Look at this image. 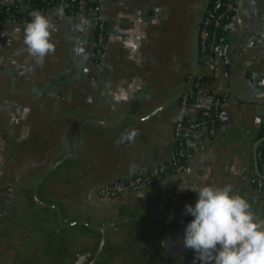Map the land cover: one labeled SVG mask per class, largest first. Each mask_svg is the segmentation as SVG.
I'll use <instances>...</instances> for the list:
<instances>
[{
  "label": "crops",
  "instance_id": "crops-1",
  "mask_svg": "<svg viewBox=\"0 0 264 264\" xmlns=\"http://www.w3.org/2000/svg\"><path fill=\"white\" fill-rule=\"evenodd\" d=\"M24 2L0 0V264H186L171 254L202 264L184 245L194 219L185 207L200 186L231 185L264 218L251 183L264 121V0H237L211 57L198 62L196 76L211 81L198 85L186 114L194 119L226 95L217 133L200 131L183 171L111 198L98 190L171 160L176 99L192 78L206 0H100L98 14L31 10L53 25L55 51L41 63L23 44L31 15L25 23L1 15ZM96 16L105 26L99 56ZM126 129L139 134L117 146Z\"/></svg>",
  "mask_w": 264,
  "mask_h": 264
},
{
  "label": "clouds",
  "instance_id": "clouds-1",
  "mask_svg": "<svg viewBox=\"0 0 264 264\" xmlns=\"http://www.w3.org/2000/svg\"><path fill=\"white\" fill-rule=\"evenodd\" d=\"M30 15L23 44L36 63H41L55 51L53 25L39 11ZM138 134L136 129H126L115 143L134 142ZM192 190L198 199L194 206L185 207V214L194 217L185 229V247L193 249L202 264H264V219L256 216L249 201L234 193L231 185Z\"/></svg>",
  "mask_w": 264,
  "mask_h": 264
},
{
  "label": "built area",
  "instance_id": "built-area-1",
  "mask_svg": "<svg viewBox=\"0 0 264 264\" xmlns=\"http://www.w3.org/2000/svg\"><path fill=\"white\" fill-rule=\"evenodd\" d=\"M54 1V0H49ZM59 5H62L64 9L71 13H85L88 12L91 0H57ZM96 4L91 6V13L98 14L100 10V0H93ZM27 6L26 9L32 5L28 2L23 3ZM23 4H19L22 6ZM210 4V7H208ZM237 0H209L208 6L203 14L198 43H200L199 50L202 53L201 59L204 62L208 61V57L205 54V41L209 36L208 27L214 23L216 26L224 23L229 17L230 12L235 11ZM20 9H22L20 7ZM17 21V20H16ZM94 24L96 28L95 41H96V54L99 56L104 46L105 40V26L102 19L99 16L95 17ZM192 81L190 79L188 89L178 99V112L174 123V152L171 160L167 164H159L151 168L146 174L136 175L127 179H115L111 183L105 185L99 190L101 195L106 197H114L124 189H141L143 187L154 184L167 174L179 173L184 170L187 162L192 158L194 152L197 149L196 138L200 131L204 137H211L217 133V128L214 126L213 120H208L210 114L218 116L221 103L225 99L226 95L214 96L209 106L203 107L197 117L194 119L188 118L186 114V108L189 104L188 99L195 96V92L191 89ZM261 149L256 150V162L258 158L264 153V140L260 143ZM257 171L251 179L256 192L261 197H264V165L262 170Z\"/></svg>",
  "mask_w": 264,
  "mask_h": 264
},
{
  "label": "trees",
  "instance_id": "trees-1",
  "mask_svg": "<svg viewBox=\"0 0 264 264\" xmlns=\"http://www.w3.org/2000/svg\"><path fill=\"white\" fill-rule=\"evenodd\" d=\"M25 2H28L32 6L28 9H20L19 3H15V4L4 7L2 9L1 15L2 16H8V17H11L15 20L22 21L23 23H25L29 19V14H30L31 10L43 9L45 7H53V6L59 5V3H58L59 1H57V0H54L52 2L49 0H25ZM95 4L96 3L93 0L90 1V7L88 9V12H91V6H94ZM208 7H210V4ZM233 14H234V11L230 12V17L224 23H222L218 26H216L214 23H212L208 27L209 36L205 41V46H206L205 54L207 55L208 60L213 53L215 43H217L223 35L224 25L230 21ZM95 34H96V31H95ZM199 47H200V43H199ZM201 57H202V53L199 50V62L203 61V60H201ZM188 79H189V77H188ZM210 81H211L210 76H196L195 79L193 80L192 84H191V89H192V91L195 92V96L197 94L198 85H206V84H209ZM195 96L189 98L188 102L193 101ZM208 120H213L214 126L217 128V126H218V116L217 115L210 114V116L208 117ZM262 137H264V121L260 125V131H259L258 139H261ZM260 149H261V144H259L257 146V151ZM263 165H264V153L257 160V166H258L259 171L262 170Z\"/></svg>",
  "mask_w": 264,
  "mask_h": 264
},
{
  "label": "water",
  "instance_id": "water-1",
  "mask_svg": "<svg viewBox=\"0 0 264 264\" xmlns=\"http://www.w3.org/2000/svg\"><path fill=\"white\" fill-rule=\"evenodd\" d=\"M208 2H209V0H206V2H205V6H204V10H203V14H204V12H205V10H206V8H207V6H208ZM203 14H202V16H201V18H200V20H199V24H198V27H197V31H196V56H195V67H194V71H193V73H192V78H191V81L193 82V80L195 79V77H196V68H197V65H198V62H199V43H198V35H199V29H200V23H201V20H202V17H203ZM181 96V95H180ZM180 96L176 99V100H178L179 98H180ZM264 140V137H262L261 139H259L257 142H256V144H255V147H254V165H255V170H256V172H258L257 171V162H256V156H255V154H256V150H257V146L262 142ZM69 156H70V154H69ZM66 157H68V156H66ZM65 157V158H66ZM65 158H63V159H61V160H59L58 162H56L53 166H52V168H50L41 178H40V180H39V182H38V184L46 177V175H48L58 164H60L61 162H62V160H64ZM56 209H57V207L56 206H54ZM264 219V218H263ZM171 259H173L174 261H176V262H182V263H186V264H191L193 261H194V259H195V256L194 255H192V256H179V255H177V254H174V255H170L169 256Z\"/></svg>",
  "mask_w": 264,
  "mask_h": 264
},
{
  "label": "rangeland",
  "instance_id": "rangeland-1",
  "mask_svg": "<svg viewBox=\"0 0 264 264\" xmlns=\"http://www.w3.org/2000/svg\"><path fill=\"white\" fill-rule=\"evenodd\" d=\"M55 163H56V162H55ZM55 163H54V164H55ZM54 164H53V165H54ZM53 165H52V166H53ZM52 166H51V168H52ZM47 171H48V170H47ZM45 173H46V172H45ZM45 173H44V174H45ZM44 174H43V175H44ZM106 185H107V184H106ZM103 187H104V186H103ZM143 188H144V187H143ZM143 188H141V189H143ZM100 189H101V188H100ZM100 189H99V190H100ZM127 189H128V188H127ZM99 190H98V194H99L100 196H102V197H106V196H104V195H101V194L99 193ZM124 190H125V189H124ZM133 190H136V189H133ZM137 190H139V189H137ZM122 191H123V190H122ZM122 191H121V192H122ZM119 193H120V192H119ZM119 193H118V194H119ZM118 194H117V195H118ZM114 197H115V196H114ZM106 198H111V197H106ZM55 210H56L57 213L60 212V211H58V209H56V208H55ZM79 210H81V208H80V209L78 208V212H79ZM76 214H77V213H76ZM153 256H154V255L146 256V257L149 258V259L152 261V260H154V257H153ZM155 261H156V264H157V260H156V258H155ZM158 264H160V263H158Z\"/></svg>",
  "mask_w": 264,
  "mask_h": 264
}]
</instances>
